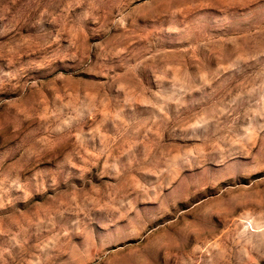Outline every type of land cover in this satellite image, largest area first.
<instances>
[{
	"label": "rangeland",
	"instance_id": "rangeland-1",
	"mask_svg": "<svg viewBox=\"0 0 264 264\" xmlns=\"http://www.w3.org/2000/svg\"><path fill=\"white\" fill-rule=\"evenodd\" d=\"M0 264H264V0H0Z\"/></svg>",
	"mask_w": 264,
	"mask_h": 264
}]
</instances>
